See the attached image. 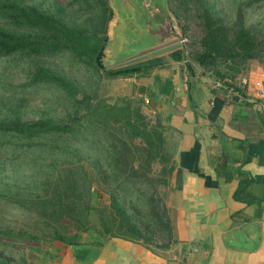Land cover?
<instances>
[{
	"label": "rangeland",
	"instance_id": "obj_1",
	"mask_svg": "<svg viewBox=\"0 0 264 264\" xmlns=\"http://www.w3.org/2000/svg\"><path fill=\"white\" fill-rule=\"evenodd\" d=\"M25 1L51 11L57 6L63 7V18L68 17L84 28L93 26L94 23L87 24L85 19L101 9L100 0ZM105 1L112 13L115 12L112 18L118 22L116 24L111 19L108 23V42L102 58L105 70L144 62L154 54L171 55L182 50L187 59L185 64H189L193 75L203 77L210 86L217 83L220 87L234 89L253 85L258 96L264 100V58L246 62L234 79L227 75L230 61L217 60L211 67H200L196 62L195 55L201 51L199 40L202 37V11L196 1L161 0L178 23L184 42H174L135 57L123 48L126 29H120L122 19L128 15L133 21L138 14L136 9L142 8L144 2L150 4L153 0ZM203 1L210 6L215 17L224 22L235 21L240 5L246 14L247 25H264V1ZM41 64L62 77L68 88L65 90L56 82L29 85L31 75ZM155 69L131 78H110L93 62L78 59L69 52L40 59H26L18 55L0 58V120L52 119L62 122L66 121L67 116L79 119V124L73 125L76 131L72 135L56 136L47 141L0 136V144H3L0 147V262L58 264L67 251L73 254L71 249L75 246L52 237L54 229L61 235H73L77 231L73 222L66 218L57 220L49 209L45 212L36 204L38 197H43L45 192L49 195L53 190L55 177L60 174L64 180L66 172L74 175V184L70 187L72 198L79 203L77 208L82 209L90 194L88 202L91 209L85 214L89 229L78 232L79 241L81 235L88 232L109 237L104 234L101 222L109 216L106 208L115 195L118 199L126 197V202H130L132 221L137 226L152 231L151 243L143 245L154 250H164L171 245L162 226L169 225L172 231L166 200L173 159L165 145L166 129L162 126V120L151 110L150 86L145 85L148 78H143L150 77L148 74ZM111 107L116 111L110 110ZM127 121H130V126ZM140 130L149 132L152 147L144 138L137 136L139 133L136 131ZM159 137L162 138L160 149ZM29 144L33 146L29 147ZM124 155L130 156V159L120 157ZM113 156L119 157L118 162L111 163ZM95 161L100 167L94 166ZM51 164H57L59 170L66 166L65 171L55 172ZM87 178L90 179L88 191ZM31 231L39 236V241L20 236V233Z\"/></svg>",
	"mask_w": 264,
	"mask_h": 264
},
{
	"label": "crops",
	"instance_id": "obj_2",
	"mask_svg": "<svg viewBox=\"0 0 264 264\" xmlns=\"http://www.w3.org/2000/svg\"><path fill=\"white\" fill-rule=\"evenodd\" d=\"M169 55L146 58L164 64L143 78L173 159L171 245L88 232L58 264H264V100L253 85L210 86Z\"/></svg>",
	"mask_w": 264,
	"mask_h": 264
},
{
	"label": "trees",
	"instance_id": "obj_3",
	"mask_svg": "<svg viewBox=\"0 0 264 264\" xmlns=\"http://www.w3.org/2000/svg\"><path fill=\"white\" fill-rule=\"evenodd\" d=\"M194 1L197 2L202 11L200 16L202 37L199 40L201 51L195 55V60L200 67H211L217 60L230 61L227 75L230 79H234L240 72L241 66L246 62L264 58V25L259 27L251 24L247 25L246 14L241 10L240 5L237 8L235 21L227 23L215 17L205 1ZM259 1L264 0H250V2ZM100 4L101 9H97L96 12L92 13V17L85 19L87 24L89 22L94 23L93 26L84 28L77 25L75 21L67 19L68 17L63 18L65 15L63 7L57 6L54 11H51L41 5L28 3L25 0H0V58L18 55L26 59H40L69 52L78 59L93 62L96 68L104 70L110 78H131L161 67L163 60L155 58L124 68L105 70L102 58L108 42L107 27L113 13L105 0H100ZM170 58L173 61L187 63L182 50L173 52ZM188 65L185 64L191 72L192 70ZM42 82H56L63 89L68 88L67 82L62 77L41 64L31 75L28 84L35 85ZM110 110L116 111L113 107ZM77 124H79V119L72 116H67L66 121L62 122H55L52 119L30 121H24L20 118H14L13 120L1 119L0 136H12L25 141H47L56 136L72 135L76 131L73 125ZM127 124L130 126V121H127ZM136 133H139L137 136L144 138L148 146L152 147L153 140L149 137V132L140 130ZM158 141V148L160 149L162 138L159 137ZM38 145L45 147L42 144ZM2 146L3 144H0V147ZM32 146L29 144V147ZM120 157L130 159V156L125 155ZM118 159L119 157L113 156L110 161L111 163L113 161L118 162ZM51 165L54 167L55 172L65 171L66 166L59 170L57 164ZM94 166L100 167L98 161L94 162ZM172 169L173 166L170 168L169 173L172 172ZM99 174L103 173L99 172ZM66 175L67 177L62 180L61 175L58 174L52 186L53 190L49 195L45 192L43 197H38L36 204L41 206L45 212L49 209V212L57 220L66 218L73 222L77 230L73 235H61L54 229L52 237L54 240L77 247L80 242L78 232L89 229L85 214H88L91 209L88 202L90 194L88 193L85 203L82 204V209L77 208L79 203L72 198V188L70 187L74 184V175L72 172H69V175L66 172ZM105 179L103 176V181ZM69 182L72 183L69 185ZM86 183L88 191L90 188L89 178L86 179ZM126 200V197L122 199H118L115 195L111 197L110 204L106 208L109 216L102 219L101 222L104 234L111 238H120L149 245L152 240L150 235L152 231L143 226H137L132 221L130 202H126ZM162 227L166 230V238L169 244L172 242L171 228L169 225ZM144 233L146 234L145 237H143ZM23 235L27 240L39 241V236L34 231L26 234L20 233V236ZM100 236L102 237V235ZM167 245L163 248H166ZM75 247H72L74 251ZM0 264L7 263L0 262Z\"/></svg>",
	"mask_w": 264,
	"mask_h": 264
},
{
	"label": "water",
	"instance_id": "obj_4",
	"mask_svg": "<svg viewBox=\"0 0 264 264\" xmlns=\"http://www.w3.org/2000/svg\"><path fill=\"white\" fill-rule=\"evenodd\" d=\"M136 18L126 21L123 48L132 57L169 45L174 42L183 44L182 31L167 5L160 0L150 4L144 2L137 8Z\"/></svg>",
	"mask_w": 264,
	"mask_h": 264
},
{
	"label": "built area",
	"instance_id": "obj_5",
	"mask_svg": "<svg viewBox=\"0 0 264 264\" xmlns=\"http://www.w3.org/2000/svg\"><path fill=\"white\" fill-rule=\"evenodd\" d=\"M243 83L245 84L246 83V80H243ZM247 84V83H246Z\"/></svg>",
	"mask_w": 264,
	"mask_h": 264
}]
</instances>
